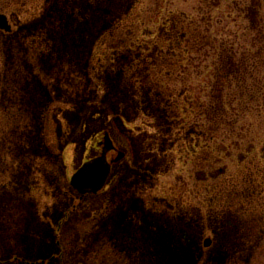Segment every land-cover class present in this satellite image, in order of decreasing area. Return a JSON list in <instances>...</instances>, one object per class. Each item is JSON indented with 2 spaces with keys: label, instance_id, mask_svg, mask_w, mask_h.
<instances>
[{
  "label": "rangeland",
  "instance_id": "374dc122",
  "mask_svg": "<svg viewBox=\"0 0 264 264\" xmlns=\"http://www.w3.org/2000/svg\"><path fill=\"white\" fill-rule=\"evenodd\" d=\"M22 4L7 9L15 32L0 36V71L17 72L13 82L37 76L18 84L34 82L21 106L39 117L0 110V130L21 148L0 144V264H241L252 255L264 243V60L229 79L220 58L229 46L237 58L264 56V0ZM10 83L0 76L1 103ZM105 129L127 158L105 192L81 200L70 178L98 154ZM216 137L233 145L221 163ZM222 166L221 177L194 179Z\"/></svg>",
  "mask_w": 264,
  "mask_h": 264
},
{
  "label": "flooded vegetation",
  "instance_id": "af4514ba",
  "mask_svg": "<svg viewBox=\"0 0 264 264\" xmlns=\"http://www.w3.org/2000/svg\"><path fill=\"white\" fill-rule=\"evenodd\" d=\"M21 4H22V0H0V23L2 22L1 21L2 18H4L5 19V21H4L5 27H9L7 29L5 27H1L0 26V36L1 35H7V34L8 35H12L15 32V29H14V26H13V23H12V20H11V17L7 13V9L11 5L13 6V5H21ZM22 5H26V4H22ZM5 70L6 69H3V70L0 71L1 72L0 73V76H2V79L9 78L11 83H10L9 87H7L8 88V91H6V89L4 88V93H2V103L0 102V110L2 108H4V107L5 108L11 107L13 109V113L14 114H17L18 115L20 113H23L24 115H27L28 117H32L34 119V122L37 123L39 116L29 113L28 111L24 110L23 107L21 106V101L22 100H24V99H31L32 95L33 94L36 95L37 92H38V91H32V89L29 88L34 82L33 83H30V85H29L28 88L27 87H22V85H21L22 82L25 81V84H26V81H28V80H34L36 82V80H38L37 79V76H34L31 73V74H28V79H24V77H21L20 79L17 78L15 80V82H13V79L16 78L17 72H14V71L13 72H11V71L6 72ZM16 81H17V83H16ZM19 81H21V84L20 83L18 84ZM4 85L5 84H3V86ZM49 94H50V92H49ZM6 97H8V99H9L8 105H5L6 104ZM12 130L14 131L15 129H12ZM12 139H14V137H12ZM107 140H110L111 143L108 144ZM213 143H214L213 144L214 147L217 150L221 151L222 155L225 153V156H221V157H218V159H216V163H221L223 160H225V158L226 159L228 158V155L231 152L230 151L231 150L230 148H233V146L230 147L229 144H227L225 142H220L219 143V142H214L213 141ZM0 144H2L4 146H7L6 148H9L10 151H13V154L18 149L21 150L20 145L17 146V147H14V145H13L12 142L7 141V138H6L5 134H4V130H0ZM108 145H111L112 146V148L106 152V160L110 163V166H111V170H110L109 177H108V179H107L104 187L101 190H99L98 192H96V193H94V192H85V193H82V192H80L79 190H77L76 188L73 187L80 194L81 200L84 199L86 196H91V195L92 196H98V195L102 194L103 192H105L107 190L109 184L111 183V178L113 176V171H114L115 166H117L119 163H121L123 160H125L127 158V152L125 150H122V149H120L118 147V145L116 144L115 139L113 138V135L111 134V132L108 129H105V130L100 131V133L97 135V138L95 140V147L99 151L98 154H96L94 157L89 158L86 161H84L83 164L77 169V171L86 162H89V161H91V160H93V159H95L97 157H100L103 154L105 148ZM17 152H20V151H17ZM20 154L21 153H19V155H13V157H11L9 161H12L13 160V161H15L14 162L15 164L20 163L19 162L20 161V156H21ZM120 154H122L121 157H119ZM5 162H8V161L2 162V166L5 165ZM211 166H213V165H211ZM227 171H228V168L226 166H222V167L217 168L215 170L212 167L210 169H206V170H202V171H197V172H200V177L195 176L194 179L197 180V179L202 178L204 181L208 182V181H212L214 178L221 177ZM196 175H198V174L196 173ZM150 207L155 212H159L160 214H163V216H164V213L162 211H160L159 209L153 207L152 204H151V202H150ZM60 244L61 243H58V246ZM50 259L51 260H54L55 259V256L52 255L50 257Z\"/></svg>",
  "mask_w": 264,
  "mask_h": 264
},
{
  "label": "water",
  "instance_id": "95a60500",
  "mask_svg": "<svg viewBox=\"0 0 264 264\" xmlns=\"http://www.w3.org/2000/svg\"><path fill=\"white\" fill-rule=\"evenodd\" d=\"M0 23L1 27H5L4 21L2 18ZM9 28V27H5ZM110 144V140H107ZM112 148L111 145H108L103 154L100 157H97L89 162H86L78 171H76L71 177V185L79 190L82 193L85 192H98L101 190L110 174L111 166L110 163L106 160V152ZM122 154L119 155L121 157ZM212 244V238H206L204 245L206 247Z\"/></svg>",
  "mask_w": 264,
  "mask_h": 264
},
{
  "label": "trees",
  "instance_id": "16d2710c",
  "mask_svg": "<svg viewBox=\"0 0 264 264\" xmlns=\"http://www.w3.org/2000/svg\"><path fill=\"white\" fill-rule=\"evenodd\" d=\"M259 30L261 32L258 31V36L256 35V38H259V41H260L261 37L264 35V31H263V28L261 27L259 28ZM224 48H226V50H224V52L222 51L223 53H222V57L220 58V61L222 62L221 66L225 68L224 71L226 72L229 79L235 78V77H239V78L241 77V66H243V64L247 65L246 63L251 62V61H256L257 59L259 61L264 60V56H260L259 52H256V51H247L250 58L244 59L243 56L245 52L242 54L241 57L237 58V52L235 51L236 48L232 46L224 47ZM261 49L264 54V42L263 41L261 43ZM254 54L256 55L257 58H252L254 57ZM252 65L253 63H251V66ZM218 70H219V67H218ZM215 111L217 112L221 111L220 113L221 116L224 115V110L220 105L219 107L214 109V113H217ZM213 123H219L217 117L213 120ZM228 123H229V126L235 125V122L231 121L230 119H228ZM214 142L220 143L218 137L214 138ZM229 146L232 147L233 145L229 144ZM241 264H264V243L261 244L260 247L252 255L241 259Z\"/></svg>",
  "mask_w": 264,
  "mask_h": 264
}]
</instances>
